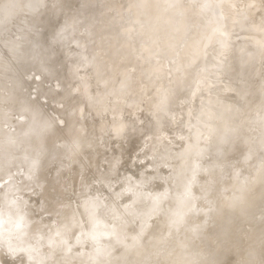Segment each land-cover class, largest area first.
Returning <instances> with one entry per match:
<instances>
[{"label":"bare ground","instance_id":"bare-ground-1","mask_svg":"<svg viewBox=\"0 0 264 264\" xmlns=\"http://www.w3.org/2000/svg\"><path fill=\"white\" fill-rule=\"evenodd\" d=\"M50 1L51 0H0V33H4L2 34V36H4L2 37V40L0 37V120L4 121L7 126L6 129H4L0 124V187L4 183V186L2 185L4 187V191H1L0 194V231L10 232L11 228L13 229L10 239V234L0 238V245H5L4 243H6L5 252H0V264H135L134 260L137 258L142 259L143 257L146 259H152L158 255L162 245L171 244L172 237L174 238V244H177L175 240L177 235H174L173 232L169 230V228H173L171 226L174 225L179 227V224L170 225L169 221L172 220V218L168 221V219L165 218L166 214L167 217L168 214L173 215V219L178 221V223H180L179 221L187 219L190 215L191 217L193 215L194 219L198 217V220L196 219V221H193V223L196 222L194 225L189 223L190 217L188 218L189 226L193 225L192 229L195 235L202 234V231H204L203 229L208 225L212 226L211 223L213 224V216L215 217V215H213L215 214L213 211H216L215 208L218 206V204H213V199L211 201L210 198L213 197L211 193H216L215 191L219 193L218 191L227 192L230 190L231 192L230 197L225 202H218L219 205L222 203L225 205L222 207L224 213L221 212L220 214H223V217L226 216L227 218H230L228 226L221 220V225H219V227L216 229L220 234V243L225 242L226 237L230 238L242 224L256 222V211L258 209L264 210V165L262 164L264 155V77L262 76L263 74L261 73L260 65L258 64L256 68H252V61H250V59H260V56L264 53V44L259 45L260 49L257 50V53H254L257 55L252 56L251 54V56H249L246 61H244L248 62V64H244V67L250 69L249 72L247 70L245 71L246 77L248 79L245 82L246 87L244 88L242 86L243 93L237 92V89L235 88L238 86L237 84L230 81L226 83V80L220 78V80H217L218 78L216 77H214L215 81L207 80L212 85V88L214 87L212 92L209 90H212L211 87L207 91H202L199 88L195 89V87L191 86L195 85L198 81L196 80L195 82V80H193V84H191V78L194 73H199L200 76L203 75V79H205V77H209V75L204 76L206 72L210 71L208 67H213L215 65L217 66L219 64V59H217L219 51L213 50L214 52L208 53L209 51H206V47L211 41H214L218 38L221 42L220 44L222 45L228 42L229 39L227 40V37L225 38L223 36V32L224 29L225 31L227 29L226 32H229L230 28L233 26L235 27L236 21L234 15L232 14L234 9L232 7L234 5L236 6L237 4L234 3L240 0H204L207 3V6L202 7L201 5V7H207V9L204 8L205 10L203 9L204 11L200 12H198L199 9L196 11L198 12V16L202 14L204 17H211V20L208 19V21H211V24L207 25V23L206 27L203 26L205 28L202 27L203 29L197 31H195L194 28L195 33L192 30V34L194 35L191 36L192 38L189 45L187 43L182 58L180 59L181 61L178 64L173 63L175 66L171 65L174 68L177 67L175 70H178L181 77L177 78V80L174 79L176 82L174 83V88H170V92L166 94L163 105L159 107L158 111L160 113L158 116H153L150 119L153 123H158L165 117L167 112H170L174 109L177 110V108L182 105V110L184 111L185 115L182 119L186 120V123H183L186 124L185 126L190 130L189 131L187 129L190 132L187 136H185V134L179 130V132L185 136V139H183V142L185 143V152H180V149V151L175 152L173 150H167L170 148V146H167V143L170 141L167 142L160 138L161 131L158 132L155 137H152V139H149L148 141L143 140L144 145H150L149 152L146 154L149 158V161L146 162L148 166L146 170L148 169V171L144 170L141 173L142 176L135 178L131 177L133 180H130L127 177L119 178L116 175L119 165V159L117 158L106 164L107 167H105V163L107 162L105 161L106 158L103 153V149L107 147L105 136L109 132H113L112 135L119 140H125L131 137L133 138L134 136L140 134V129H138V126H136V122L133 119L127 124H124L122 121H117L122 117V115L125 116L126 112L123 111V105L118 103L114 104L112 102V100L115 98H113L114 95H112V100L110 99L109 95L111 96V94H109V91L110 93H116L118 96L129 99L127 104L135 107L138 110L140 109L138 103L143 102L141 97L142 92H140L136 84H132L131 87H128V85L132 83V80L127 74V70H125L129 69L127 68L128 64H126V67L124 66V70L119 71L120 79L117 81L116 79L111 78L109 72H105L108 71V69L101 60V47L96 46L97 35L95 33V29L93 28V30L90 31V26L84 27V25H80V22L78 24V21L76 22L72 18L73 14H70L72 17L69 15V17L63 21V27L68 28L69 30L68 34H66L68 30L64 32V30L60 31L58 29V31L55 30L56 36H54L55 31H53V33L50 32V34L45 32L44 27L49 21L53 20L54 15L56 14H50V10L52 11L53 9V11H55L54 9L58 7L55 6V8H53L52 5L55 3L51 1L53 3L51 4ZM61 1L64 2L63 0ZM90 1L93 0H81L79 3L81 6H86ZM133 1L134 0H132V3L135 4ZM243 1L250 5V15H252V18H259V20H261V15L257 12L259 9H257V3H253V0ZM55 2H57V0ZM128 2L130 1H127V3ZM174 2L175 1L172 3L174 4ZM184 2L187 3L186 0ZM22 3H24V6ZM79 3L76 4L78 7L80 6ZM170 3L171 2H169V4ZM172 3L170 4L172 5L171 7L168 4L170 8L173 7ZM262 3L263 2L261 1V4ZM50 4L52 9L49 8ZM180 4H177V6ZM183 4L180 5L182 8L184 6ZM47 5L49 7H47ZM61 5L65 6L63 4ZM73 5L75 4H72V6ZM132 5L128 3V6L126 7L129 9V7ZM192 5L190 6L192 7ZM196 5L194 4V6ZM42 6L46 8L45 11H47V8L50 10L48 9L49 12L42 15H37V17L32 16L31 18L30 16L28 18L30 11H28L29 13L27 14V17H25V11H22L23 8L26 10H33ZM156 6H154V8H157ZM122 7H108L104 10V27L100 34L105 35V39L110 41H108L109 44L107 43L106 49L111 55H115L113 52L118 53L119 50V48H116L117 45H114L115 41L111 39L116 38V35L112 37L114 34L113 32H116L112 30L119 21L117 15L121 17L119 14L124 10H128L126 7L124 10H122ZM187 7L188 6L185 8L187 9ZM58 8L61 9L60 6ZM70 8L71 6L69 9ZM161 8H163V6H160L157 9ZM174 8L177 7L175 6ZM63 9L64 8L62 7V11ZM188 10H191V8L189 9L188 7ZM125 11L123 13H126ZM128 11L133 10L129 9ZM147 11H144V14ZM22 12L24 15H21V20L17 23V21H15L17 19L16 16L18 17V14H22ZM74 12L77 14L78 11L75 10ZM84 12H81L83 13L82 15H84ZM153 12L154 11H152V13ZM59 13L60 15H63L61 11ZM59 13L57 12V14ZM156 13L157 12L154 14ZM177 13L181 12L178 11ZM57 14L55 15L56 18ZM86 14L85 17L90 15ZM157 14H162V12ZM191 14H189V16ZM82 15H80L81 18L83 17ZM124 15L128 17L127 13ZM133 15L135 18L134 20H129L130 23L133 21L135 22V19L137 22H142L139 20L140 15L137 12L135 14L133 13ZM218 15L225 17V19L222 17V19L225 20L224 22L231 21L228 25L226 24V28L220 29L217 26L218 22L222 21L221 19L217 18ZM90 16L93 17V11L91 12ZM129 16L132 18V14ZM156 16L157 15H154L153 17ZM179 16L181 17L180 14ZM198 16L197 19L200 18V16L199 18ZM165 17L168 16L165 15ZM18 19H20V16ZM191 19L192 21L194 20L192 17ZM217 19L219 20L218 22ZM121 20L122 19H120V21ZM149 20L151 19L149 18ZM149 20H146L145 17V21L147 22H144L146 23V28L149 26ZM187 20H189V18ZM13 22H16V24ZM124 22H126V18H124ZM137 22L135 23L138 24ZM188 22L190 23V20ZM144 23H142V25L137 28L142 29L141 27L144 25ZM186 23L184 22V26H188V23L187 25ZM140 24H138V26ZM155 24L156 20L153 25ZM219 24L222 25V23ZM59 25L62 26L61 24ZM127 25L128 24H126V26ZM126 26L123 25L121 28H126ZM128 26L131 25L129 24ZM254 26L259 28V34L264 37V23L261 25L254 24ZM127 28L129 29L130 27ZM133 28H131V30ZM135 28L133 30H137ZM143 28H145V26ZM146 28L144 31H141L140 29L139 30L143 33L146 32ZM169 28L171 30V27ZM177 28L178 30H181V28ZM177 28L174 27L176 31H178ZM197 28L198 26L196 29ZM17 29H22V31L25 32L24 35H21L20 33V35H18L16 33L18 35L16 36L17 40H14L15 42H13L10 40V38H13L14 36H9ZM153 29L154 26L152 30ZM42 30L43 32H41ZM148 30L150 29L148 28L147 31ZM22 31L19 30V32ZM119 31H121L119 33H122L119 34L121 36L125 35L127 37L130 35L129 30V34L126 35L127 29L126 32L121 29ZM122 31L125 33L124 35ZM155 31H158V29ZM192 31H190L188 36ZM136 32H133L131 35L134 34V37ZM167 32L169 34V31ZM146 33L148 34L149 32ZM28 34L29 36L33 37H28ZM170 34L172 35V32ZM150 35L152 34H149L146 37L144 35L145 39L150 37ZM160 35L162 34L159 33V36ZM19 36H22V38ZM152 36H156V40L154 38L153 39L157 41L158 36L154 34ZM178 36L179 35H177V37ZM133 37H129L128 40ZM18 38L21 40L19 41ZM59 38H62V40H59V45H55ZM135 38L137 39L138 37H134V40ZM168 38L170 37L168 36ZM161 39L165 40L163 37ZM124 40L121 39V41L125 43ZM134 40L131 39L129 43L132 44V41ZM139 40L140 39H138V41ZM16 41L18 43H16ZM143 41H145L144 43H147V41L149 42L151 40L147 39ZM155 41L152 43H155ZM159 41L161 40H158L156 44H158ZM169 41L172 40H168V42ZM126 42L128 47V41L126 40ZM139 42L141 43V41ZM133 43L137 45L136 40ZM215 43H217V45L219 44L218 41ZM71 44L73 45L71 46ZM120 44H118V47ZM156 44L153 45L156 46ZM183 44L184 43H182L181 47ZM122 45L123 48L119 50L120 52H122L121 50L125 51L126 49L124 44ZM68 46L78 47V50H81V52H78L77 55L82 54V57L80 58L77 55L71 56L75 52V50H73L75 48L74 47L71 51L73 53L69 56L70 59L66 58L68 56L67 54L64 56V54L67 50L66 47L68 49L70 48ZM133 46L131 45V47L127 48L128 51L130 49L131 53L136 51L131 50L135 48V46L134 48ZM144 46L146 45L144 44ZM138 47L140 51V46ZM184 47L185 46H183V48ZM255 47H257V45H255ZM147 48L155 50L150 46H146L145 49L147 50ZM169 49V51H173L172 47ZM70 50L71 49H69V51ZM179 50L181 53V49ZM236 50V47H234L231 52L235 54ZM69 51L68 53H70ZM147 52L144 51L145 55ZM149 52L147 53L146 57H149ZM177 52L174 53H176L180 58ZM216 52H218L217 55L215 54ZM135 53L137 54V52ZM139 54L141 55V53ZM139 54L137 55L140 56ZM233 54L232 59L234 58ZM127 55H129V53H127ZM142 56L140 57L142 58ZM219 56L220 55H218V58ZM152 57L150 56V58ZM160 58L162 57L160 56ZM166 58L168 59L174 57ZM230 58L231 57H229V59ZM83 59H85L84 62H91L92 64L90 65L93 68H83L85 65L79 66L78 68L79 63ZM111 59L119 60L120 58ZM128 59L129 58L125 59L124 62H128L130 60ZM150 60H153V58ZM106 61L108 62V60ZM154 62L157 61L155 60ZM65 63H68V66L65 65ZM147 63L148 65H151L149 62ZM155 64L157 65V63ZM161 66L162 64L159 65V67ZM152 67L150 68L149 66V69L147 67L146 70L151 71L145 72L146 74L142 73V75L154 76L152 75L154 74L152 71L155 70L158 71L156 74L160 73V75H162V68H159V72L157 69L158 66L155 67V70H153L154 68ZM132 68L133 67H131V70ZM138 68L139 65L136 69H141V67L139 69ZM136 69L134 68V70ZM171 71L172 72L170 73H173V68ZM137 74L135 73L134 76L137 77ZM232 75L234 77L235 74ZM29 78L34 81L33 84L34 86L36 84L35 87H37L38 95L35 91L33 92L39 98L37 97L35 100H33L35 97L32 99L28 97L30 94L27 92V86L30 87L29 85H31H28ZM136 80H138V82L141 81L140 79ZM174 80L172 81L174 82ZM221 80H223L224 84H226L224 88L227 87L229 91H232L231 87L234 85L233 89L235 88L237 95L234 91L235 98L233 96H230V98L233 97L236 99V96H238L242 103L236 106L226 104L227 102L231 103L229 101H225L224 103L222 100L225 98L223 95L224 88L220 87L222 84H218ZM205 81L206 79L204 82ZM233 81L235 82L236 80L234 79ZM50 82L54 83L51 84L53 86L56 84V90L49 88L52 87L48 85ZM158 82H153L155 83L154 86L158 85ZM201 82L203 81L200 80L198 83L200 84ZM45 83L49 87H46ZM203 84L205 85V83ZM32 86L33 85H31V87ZM158 87H155V89ZM215 87L220 88L219 90H216L217 88ZM238 87L240 88L241 84ZM155 89L153 90L155 91ZM31 90H34V88H31ZM155 92L157 93V91ZM155 92L152 94H155L156 96ZM224 93L226 92L224 91ZM32 94L33 93H31V95ZM172 94H175L174 100L171 98ZM221 94L223 97L222 99L220 96ZM243 97L244 99H242ZM41 98H44L45 102L50 101L54 102V104L57 103V107H59V109H57V114L60 116V118L57 117L58 115L56 114L55 115L57 118H52L51 115H48L44 111ZM228 98L229 95L226 96V99ZM179 100H182V102H179ZM110 101L113 104L110 103ZM230 101L232 100L230 99ZM234 101L235 102H232L236 103V100ZM153 103H155V100L149 98L144 103L145 109L151 108V106L154 107ZM238 103L239 102L236 104ZM107 113L110 114L112 118L111 121H108L107 118V121L105 120V115ZM136 116L137 114H133L134 118H136ZM93 117L97 118V122L92 120L94 119ZM62 118L65 119L64 122L66 121L64 126L61 125L63 122L60 123V126H63V128L57 126L59 125V122L54 123V121H58V119L61 121L60 119ZM72 119L74 121L76 119V122H74ZM110 123H112V128L108 127ZM179 124L182 125V123ZM181 127L182 126H180V128ZM235 127L238 128L239 131L236 130ZM208 129L211 132H215L217 135H214L212 139H208V143H206L205 148H203L204 141L200 142V138L204 131L208 133L210 132ZM187 130L183 131L186 132ZM57 140H61V144L58 146L56 145ZM193 147L196 153L195 157L191 158L193 155L191 153L193 152V150L191 151V148ZM240 149H243L245 153L242 156H239V158L232 159L233 163L238 162L239 169L231 171L229 174L227 168L228 166L225 165V161L226 158L230 159L232 157L230 155L227 157L226 154H229L230 151H234V153L238 152ZM201 157L208 158L206 162L202 164V167H204L206 164H210L214 168L213 171L209 172L207 169H196ZM145 158L146 156L143 153L138 155L135 157L136 163L145 160ZM173 159L175 161H172ZM192 159L195 160L193 161ZM168 160H171L173 163L176 162L174 170L172 169V174L169 173L170 175H167L168 178L165 176L163 179H161L159 182L160 191L155 192L158 189L153 187L155 182L154 177H156V173L160 172V169H162L161 171L164 170V168L160 166H162L163 163H166ZM219 161L226 167L222 166V169H219ZM171 163L167 165L173 166ZM135 164L132 163L131 166H135ZM163 167H165V165H163ZM230 168L231 170L234 169L231 166ZM237 171L238 173L240 172V176ZM218 176L221 178L215 180ZM160 177L158 175L156 178H159L158 180H160ZM34 183L36 184V188L33 191L34 199L41 194L43 195L36 200L33 199L31 202L28 200L26 203L17 205V201ZM117 183H120V187L113 189ZM151 188L153 190L155 189V191H151ZM77 193V196L80 198V200L76 203L75 200L71 201L70 198H72ZM202 194L205 196L203 197ZM219 196L220 195H218V197ZM71 205L73 206L75 217L79 221L82 222L83 220L85 222V225L83 224L84 229H81L79 224H77L72 219L73 214L71 213ZM251 211V217L250 215L247 216L249 213H251ZM44 214L52 215L51 218H47L36 223V219L43 216ZM211 216L212 218H210ZM246 216L247 220H245ZM221 217L222 216H220V219H222ZM157 218H162L164 220L166 219L165 224L166 221L169 222V227H167L168 225L166 224L164 225V228L167 227V229L159 233H154V230H157L154 224ZM214 219L216 220V218ZM236 220L238 221L235 222ZM162 221L161 224L163 225ZM241 221L244 222L241 223ZM190 222H192V220ZM126 224H131L132 227L130 225L127 226ZM180 224L182 227H186V224ZM135 226H137V228ZM126 227H128V230ZM129 227L132 228V230ZM151 230H153L152 233H150ZM179 230L181 232L184 229L181 228ZM176 231L179 232L178 230ZM148 234L149 238H147L150 240V242H148L149 240H146V236ZM204 234L205 236H208L209 233ZM204 234L202 237H204ZM256 235V233H252V239H255ZM212 236H214V234ZM198 238H200V236H198ZM204 238L206 241L209 239V237ZM188 241L194 242L193 239ZM197 241H199V239ZM180 249V254H178L176 264H204L206 259L207 261H211L214 264H220L224 259V255L222 254L217 256L214 252L199 254V252L194 248L188 247L186 245H182ZM256 251L257 255L255 257V261L248 262L247 264H264V233L262 240L256 246ZM165 260L167 259L162 258L161 262L164 263ZM166 262L170 263V261Z\"/></svg>","mask_w":264,"mask_h":264},{"label":"rangeland","instance_id":"rangeland-1","mask_svg":"<svg viewBox=\"0 0 264 264\" xmlns=\"http://www.w3.org/2000/svg\"><path fill=\"white\" fill-rule=\"evenodd\" d=\"M51 1H53V3H55V4H53ZM50 2H51V4H53L52 6H53V8H55V6H60V8L61 9H59L58 7L56 8V9H54L55 11H53V9L51 8L52 6H51V4H50V7L47 5V7H49V8H51L52 9V11L49 9V8H47V11H45L46 10V8H44V6H42V7H39V8H37V9H33V10H29V9H24L23 8V12L25 11V17H27V14L29 13L28 11H30V14H29V16H28V18L31 16V18H32V16H34V17H37V15H42V14H44V13H47V12H49V10H50V14H53V13H56L57 14V12L59 13L60 11H61V13L63 14V15H60V13L59 14H57V18H56V14L54 15V18H53V20L52 21H49L48 22V24H46V26L44 27L45 29H44V31L45 32H48L49 34H50V32H52L53 33V31H58V30H60V31H63L64 30V32L65 31H67L68 30V28H64L63 27V25H64V22L63 21H65V19L67 18V17H69V15L71 14H73L72 16L70 15V17H72L76 22L78 21V24H79V22H80V25H84V27H86V26H90V28H91V30L90 31H92L93 30V28L95 29V33H96V37H97V39H96V42H97V44H96V46L97 47H101L100 49H101V55H102V58H101V60H102V62L106 65L105 67L108 69V71H105V72H109V74H110V76H111V78H114V79H116V81L117 80H119L120 79V74H119V71H121V70H124L125 68H124V66L126 67V64H128V67L127 68H129V69H125V70H127V74H128V76L130 77V79L132 80V83H130L129 85H128V87H131L132 86V84H136L137 85V87H138V89L140 90V92H142L141 93V97H142V100H143V102H141V103H138V105L140 106V109L138 110V109H136L135 107H133V106H130L129 104H127V101L129 100V99H126L125 97H122V96H118L116 93H110V91H109V94H111V96L109 95V97H110V99L112 100V95H114V97L113 98H117L116 100L115 99H113L112 100V102L114 103V104H116V103H118V104H121V105H123L124 107H122L123 108V111H125L126 112V115L125 116H123L122 115V117L120 118V119H116L117 121H122L124 124H127L128 122H130V121H132V119L136 122V126H138V129H140V134L139 135H137V136H134L133 138L131 137V138H127V139H125V140H119V139H117L115 136H113L112 134H113V132H109L105 137H106V139H105V141L107 142V147L105 148V149H103L104 151H103V153H104V155H105V161L107 162V163H105V167H107L106 166V164H108V163H110L111 161H113L114 159H119V165H118V171H117V176L119 177V178H122V177H127V178H129L130 180H133L132 178L134 177H139V176H142L141 175V173L144 171V170H146V168L148 167L147 166V163L146 162H148L149 161V158H148V156L146 155V154H148V152H149V147H150V145H144L143 144V140L145 141V140H149V139H152V137H155L156 136V134L158 133V132H160L161 131V135H160V138L161 139H163V140H165V141H170V142H168L167 143V146H170V148L169 149H167V150H173L174 152L175 151H180V152H185V143L183 142V139H185V136H187V135H189V129L185 126L186 124H184V123H186V120H183L182 118L185 116L184 115V111L182 110V105L181 106H179V108H177V110L176 109H174V110H172V111H170V112H167L166 113V115H165V117L160 121V122H158V123H153L150 119L153 117V116H158V114L160 113L158 110H159V107L160 106H162L163 105V103H164V101H165V96H166V94L167 93H169L170 92V88H174L173 86H174V83H176L175 82V80H177V78H180L181 76H180V73L178 72V70L176 71L175 70V68H177V67H172V66H175L173 63H176V64H178L181 60V58H182V55H183V52H184V50H185V48H186V45H187V43H188V45H189V43H190V40H191V36H193L194 34H192L193 33V31H194V28H195V31H197V30H200V29H203V28H205L206 27V24L207 25H210L211 24V21H208V19L209 20H211V17L209 18V16H203L202 14L201 15H199L200 16V18H199V16L197 15L198 14V12H200V11H204L205 9H207V7H204V8H202L203 6H207V3L203 0H193V1H195V2H193L192 0H186L187 1V3L186 2H184V1H182V0H173V1H175L174 2V4H175V6L177 7V8H174L175 6H174V4L172 3L173 1H171V0H134L133 2L135 3V4H133L132 3V0H112V1H110V0H93V1H90V2H88L87 3V5L86 6H81L80 5V1L81 0H63L64 2H62L61 0L59 1V0H57V2H55L56 0H51ZM68 1V2H67ZM89 1V0H88ZM126 1V2H125ZM127 1H130V2H128L130 5H132V6H130L129 7V9H131V10H133V11H128L129 9H128V7H126V6H128V3H127ZM177 1V2H176ZM202 1V2H201ZM261 1L263 2L262 4H261ZM61 2V3H60ZM67 3V5H66V3ZM169 2H171L172 4H173V7L172 8H170L172 5H170L169 4ZM179 2V3H178ZM189 2V3H188ZM191 2V3H190ZM197 2H199V3H197ZM204 2V3H203ZM257 3V9H258V13L261 15V20H259V18H252V15H250V11H251V8H250V5L248 4V3H245V1H243V0H240V1H237L236 3H234V4H237L236 6L234 5L232 8H234L233 9V11H232V14L234 15V18H235V21H236V24H235V27L233 26L232 28H230V29H232V30H230L229 29V32H226L227 31V29H226V31H225V29L224 28H226V24L228 25L231 21H228V22H224L225 20V17L224 16H221V15H218L217 16V18L218 19H221L222 21H219L218 19H217V22H218V25H217V23H216V25L220 28V29H224V34H223V36L226 38L227 37V40H228V42L227 43H225V44H220L221 42L219 41V38L218 39H215L214 41H211L210 42V44H208V46L206 47V51L208 52V53H210V52H214L215 50H217V51H219V54L218 55H220L219 56V58H218V55H217V53L218 52H216L215 54L217 55V59H219L218 61H219V64L216 66V69H215V71H214V68H215V66H210V67H208V69L210 70L209 72H206V74H204V76H208L209 75V77H205V79H206V81L204 82V80L205 79H203L204 77H203V75H199V73H194L193 74V76H192V78H191V84H193V80H195V82H196V80H198L197 81V83L195 84V85H191L192 87H195V89L197 88H199V89H201L202 91H204V90H208L210 87L212 88V85L210 84V80H212V81H215V78L214 77H216V78H218L217 80H220V79H223V80H226L225 82L227 83V82H233V83H235V84H237L238 86H240V84H241V87L239 88L238 86H236L235 88L237 89V92H239V93H243V90H242V86L245 88L246 87V85H245V82H246V80L248 79L247 77H246V73H245V71L247 70L248 72H249V69L250 68H245L244 67V64L245 63H247L248 64V62H244V61H246V59L249 57V56H251V54H252V56L254 55H257V54H254V53H257V50L258 49H260L259 48V45H261V44H264V37H262L259 33V31H258V29L259 28H256L255 26H254V24H258V25H261V24H263L264 23V0H253V3ZM65 3V4H64ZM77 3H79V7H78V5H76ZM124 3V4H123ZM181 3V4H180ZM184 3V4H183ZM196 5V6H194V4ZM202 3V4H201ZM259 3V4H258ZM23 4V6H24V3H22ZM57 4H59V5H57ZM61 4H63V5H65V6H62ZM72 4H75V5H73L72 6ZM127 4V5H126ZM168 4H169V6H168ZM177 4H180V5H184L183 6V8L180 6V5H178L177 6ZM185 4H186V6H188L189 7V9L191 8V10H188V7H187V9L185 8L186 6H185ZM188 4V5H187ZM192 5V7L190 6V5ZM91 5V6H90ZM157 5V6H156ZM200 5V6H199ZM201 5H202V7H201ZM262 5V6H261ZM22 6V7H23ZM71 6V8L69 9V7ZM123 6V7H122ZM154 6H156L157 8L158 7H160V6H163V8H161V9H157V8H154ZM46 7V6H45ZM62 7L64 8L63 9V11H62ZM90 7V8H89ZM123 8L122 10H124V8L126 7V9H128V10H124L127 14H128V17L127 16H125L124 14H126V13H123L122 11V13H120L119 15L121 16V17H119L118 15H117V17L119 18L118 20V23H117V25L113 28V30L112 31H116V32H113L114 34L112 35V37L114 36V35H116V40L114 39V38H112L111 40H113V41H115L114 43V45H117L116 46V48H119V50L120 49H122L123 48V45L122 44H124V47L126 48L125 49V51L124 50H121L122 52H120L119 50H118V53H115V52H113V54H115V55H111L108 51H107V49H106V45H107V43L109 44V40H106L105 39V35H101L100 33L102 32V29H103V27H104V21H103V15H104V10L106 9V8ZM166 7V8H165ZM179 7H181V8H179ZM196 7V8H195ZM199 7V8H198ZM133 8V9H132ZM154 8V9H153ZM179 8V9H178ZM195 8V9H194ZM200 8H201V10H200ZM20 9H21V6H20ZM49 9V10H48ZM85 9H87V10H85ZM151 9H153V10H151ZM155 9H157V10H155ZM198 9H199V11H198ZM204 9V10H203ZM75 10H77L78 12H77V14H76V12H74ZM82 10V11H81ZM137 10V11H136ZM148 10V11H147ZM149 10H150V12H149ZM158 10H159V12L161 13L162 12V14H157V13H159L158 12ZM184 10V11H183ZM186 10H188V11H186ZM194 10V11H193ZM36 11V12H35ZM39 11V12H38ZM87 13V14H90L91 15V12L93 11V17H91L90 15H88V16H86L85 17V12ZM129 13H128V12ZM135 11V12H134ZM144 11H147V12H145V14L146 13H148L147 15H145L144 14ZM152 11H154L153 13H152ZM178 11H180L181 13H177ZM191 11V12H190ZM192 11H193V13H192ZM196 11H198V12H196ZM22 12V14H18V17L20 16V19H18V17L16 16V20L15 21H17V23L18 22H20V20H21V17L24 15V13ZM33 12V13H32ZM34 12H35V14H34ZM80 12V13H79ZM81 12H84V15H82L83 13H81ZM135 14L136 12L140 15V19L139 20H141L142 22H140L139 20V22L141 23H139V22H137V20L135 19V22H137L138 24H140L139 26H138V24H136L134 21L132 22V23H130V21L129 20H134V15H133V13ZM155 12H157L156 14H154ZM176 12V13H175ZM186 14H185V13ZM36 13H38V14H36ZM82 15L83 17L81 18V16L79 15ZM192 13V14H191ZM196 13V14H195ZM31 14H33V15H31ZM86 14V15H87ZM132 14V18H131V16H129V15H131ZM151 14H152V17L154 16V15H157L156 17H153V19H152V17H151ZM166 16H170L169 18L168 17H165V15ZM179 14L181 15V17L179 16ZM189 14H191L190 16H189ZM200 14V13H199ZM220 14V13H219ZM22 15V16H21ZM68 15V16H67ZM150 15V16H149ZM161 15V16H160ZM185 15V16H184ZM188 15V16H187ZM193 15H194V17H193ZM198 16V18L200 19H197V16ZM151 19V20H149V18ZM160 16V17H159ZM172 16H173V18H172ZM189 18V20H190V23L188 22L189 20H187L188 18ZM196 16V17H195ZM220 16V17H219ZM88 17V18H87ZM145 17H146V20H149L148 21V25L150 26L151 24L153 25L154 24V22H155V20H156V27H155V25H153L154 26V31L152 30V28H153V26L151 27H149V26H147L150 30H152V31H150V30H148L147 31V29L148 28H146V21H145ZM159 17V19L157 20V18ZM163 17V18H162ZM165 17V18H164ZM177 17V18H176ZM179 17V18H178ZM183 17V18H182ZM191 17L194 19L193 21H192V19H191ZM222 17H224V19H222ZM230 17V16H229ZM56 18V19H55ZM124 18H126V22H129V23H126V22H124ZM168 18V19H167ZM170 18H172V19H170ZM181 18V19H180ZM187 18V19H186ZM202 18H204V19H202ZM23 19V18H22ZM93 19H95V20H93ZM120 19H122L121 21H120ZM128 19V20H127ZM167 19V20H166ZM182 19H184V20H186V21H184V20H182ZM83 21V23H82V21ZM173 20H175V21H173ZM177 20V21H176ZM179 20V21H178ZM198 20V21H197ZM228 20V19H227ZM0 21H1V19H0ZM166 21H170L169 23L171 24H169L168 22H166ZM173 21V22H172ZM186 23H188V26H184L185 24H184V22ZM121 22H124V23H121ZM144 22H146V23H144ZM149 22H150V24H149ZM153 22V23H152ZM13 23H15L16 24V22H13ZM130 24L131 26H126V24ZM142 23H144V25L141 27L142 29H140L141 31L143 30H145V28H146V32H149L148 34L146 33V32H141L137 27H140L141 25H142ZM174 23H176V24H174ZM187 23H186V25H187ZM204 25H203V24ZM219 23H222V25H220ZM59 24H61L62 26H60ZM90 24V25H89ZM122 24V25H121ZM158 24V25H157ZM173 24V25H172ZM182 24V25H181ZM59 25V26H58ZM79 25V26H80ZM94 25V26H93ZM126 26V28L125 27H122L121 28V26ZM170 25V26H169ZM175 25V26H174ZM178 25V26H177ZM49 26H51V27H49ZM133 26H134V28H135V26H136V28L135 29H137V30H133L134 28H133ZM145 26V28H143ZM181 26H183V27H181ZM198 26V28L196 29V27ZM203 26H205V27H203ZM47 27H49V28H47ZM84 27H81V28H84ZM116 27H118V28H120L121 30H123L124 32H126V29H127V32H126V35L127 34H129V31H130V35H128L129 37H133V35H131L133 32H136V35L134 36V37H138L137 39L135 38V40H136V42H137V45L135 44V43H133V42H135V40H134V37L133 38H130L129 40H128V36L126 37L124 34V32H123V35L124 36H121V35H119V34H122V33H119V32H121V31H119L120 29H118V28H116ZM127 27H130L129 29L127 28ZM169 27H171V30H170V28ZM174 27L175 28H177V27H179V29L181 28V30H178V28H177V30L178 31H176L175 29H174ZM203 27V28H202ZM222 27V28H221ZM64 28V29H63ZM98 28V29H97ZM131 28H133L132 30H131ZM168 28V29H167ZM182 28H184V29H182ZM58 29V30H57ZM125 29V30H124ZM156 29H158V31H155ZM166 29V30H165ZM174 29V30H173ZM19 30L20 31H22V29H17L15 32L13 31L12 33H11V35L9 36V37H13V38H15V39H13V38H10V40H12L13 42H15L14 40H17L16 39V36H18V35H24V32L25 31H22V32H19ZM129 30V31H128ZM185 32H184V31ZM189 32H188V31ZM193 30V31H192ZM56 31L54 32V36H56ZM82 31V30H81ZM138 31H139V33H138ZM167 31H169V34L172 32V35L170 34H168V32ZM190 31H192L191 32V34L188 36V34L190 33ZM195 31H194V33H195ZM41 32H43V30L41 31ZM152 32H155V33H152ZM158 32V33H157ZM178 32V33H177ZM181 32V33H180ZM16 34V35H14V34ZM20 33V34H19ZM23 33V34H22ZM69 33V30H68V32L66 33V34H68ZM159 33L160 34H162V35H160L159 36ZM173 33H174V35H173ZM227 33V34H226ZM1 34V33H0ZM2 34H4V33H2ZM2 34H1V40H2V37H4V36H2ZM29 34H32V33H29ZM29 34H28V37H33V36H29ZM45 34V33H44ZM65 34V33H64ZM78 34H80V33H78ZM98 34H100V35H98ZM138 34V35H137ZM140 34H142V35H140ZM149 34H154V35H157L158 36V38H157V41H155L156 40V36L154 37V36H152V35H150V37H148V38H146L145 39V37L147 36V35H149ZM179 35L178 37H180V38H178L177 37V35ZM181 34H183V35H181ZM13 35V36H12ZM144 35H145V37H144ZM164 35V36H163ZM166 35V36H165ZM176 35V36H175ZM76 36V35H75ZM123 37V38H121V37ZM141 36V37H140ZM168 36L170 37V38H168ZM173 36V37H172ZM20 38H22V36H19ZM63 37V36H62ZM152 37V38H151ZM160 37V38H159ZM164 38L165 40H163V39H161V38ZM167 37V38H166ZM185 37H189V38H185ZM20 38H18V40L20 41L21 39ZM120 38V39H119ZM144 38V39H143ZM151 38V39H150ZM155 40H154V39ZM121 39H125L124 41H125V43L123 42V41H121ZM131 39L132 40H134V41H132V44L131 43H129L130 41H131ZM138 39H140L139 41H141V43L138 41ZM142 39V40H141ZM151 40V41H147V43H144L145 41H143V40ZM167 39V40H166ZM173 39H175V40H173ZM186 39V40H185ZM189 39V40H188ZM0 40V41H1ZM59 40H62V38L60 39H58L57 41H56V44L55 45H59ZM126 40L128 41V47H127V42H126ZM152 40H154L155 41V43H152V42H154V41H152ZM158 40H161V41H159V43L158 44H156V42H158ZM168 40H172V41H169L168 42ZM185 40V41H184ZM188 40V41H187ZM105 41H106V43H105ZM109 41V42H108ZM116 41H118V42H116ZM120 41V42H119ZM184 41V42H183ZM218 41V45H217V43H215V42H217ZM57 42H58V44H57ZM64 42V41H63ZM121 42H123V43H121ZM140 44H139V43ZM150 42H151V44H150ZM162 42H166V43H162ZM174 42H176V43H174ZM186 42V43H185ZM16 43H18L17 41H16ZM62 43V42H61ZM121 43V44H120ZM143 43V44H142ZM168 43V44H167ZM169 43H171V44H169ZM182 43H184L183 44V46H185L184 48H183V46L181 47V45H182ZM213 43V44H212ZM214 43H215V46H214ZM74 44V43H73ZM73 44H71V46L73 45ZM118 44H120V46L118 47ZM133 46H135V48H134V46H133V48L134 49H131L132 51H134V50H136V51H134V52H130V49H129V51L127 50V48H129V47H131V45ZM143 46H142V45ZM144 44L146 45V46H150V47H152L153 49H155V50H152L151 48H147V50L145 49L146 48V46H144ZM153 44H156V46H157V48H159V46H160V48L159 49H157L156 48V46L155 45H153ZM167 44V45H166ZM173 44H175V45H173ZM164 45H165V47H164ZM171 45V46H170ZM218 47H217V46ZM255 45H257V47H255ZM76 46V45H75ZM74 46V47H75ZM122 46V47H121ZM138 46H140V51H139V47ZM163 46V47H162ZM170 46V47H169ZM174 46V47H173ZM254 46V47H253ZM53 47H55V46H53ZM68 47H70V46H68ZM74 47H70L69 49H71L70 51H69V49L66 47V49L70 52V53H68V51L66 50V52H65V54H64V56L67 54V56L68 57H66V58H68V59H70V55L73 53V52H71L72 51V48H74ZM143 48V50H142V48ZM173 48V51H169L170 49L169 48ZM213 47H216V48H213ZM219 47H221V48H219ZM234 47H236V51H235V54H233L232 52H231V50H233V48ZM251 47V48H250ZM253 47V48H252ZM76 48V49H75ZM73 50H75V52H77V53H73L71 56H73V55H77L78 54V52L80 53L81 52V50L79 51L78 50V47H75ZM163 48V49H162ZM212 48V49H211ZM264 48V47H263ZM162 49V50H161ZM177 49V50H176ZM179 49H181V53H180V50ZM183 49V50H182ZM210 49V50H209ZM251 49V50H250ZM255 49V50H254ZM77 50V51H76ZM214 50V51H213ZM127 51V52H126ZM144 51L145 52H149V51H151V52H153V53H151V52H149L150 54H149V57H148V59L146 60V55H147V53H146V55H145V53H144ZM160 51V52H159ZM177 51H179V52H177ZM135 52H137V54H139V53H141V55L140 56H142V58L140 57V56H138ZM155 52V53H154ZM157 52V53H156ZM159 52V53H158ZM174 52H177L178 54H179V56H180V58L178 57V55L176 54V53H174ZM122 53V54H121ZM127 53H129V55H127ZM132 55H131V54ZM124 54V55H123ZM232 54H233V56H234V58L232 59ZM82 55V54H81ZM80 54L79 55H77V56H79L80 58L82 57ZM85 55V54H84ZM126 55V56H125ZM156 55V56H155ZM158 55V56H157ZM177 55V56H176ZM87 56H88V54H87ZM109 56H110V58H109ZM150 56L153 58V60H150V59H152V58H150ZM160 56L162 57V58H160ZM85 57H86V55H85ZM117 57V58H116ZM164 57V58H163ZM166 57H174V58H166ZM229 57H231L230 59H229ZM84 58V57H83ZM111 58H114V59H118V58H120L119 60H112ZM127 58H129L128 60V62H124L125 61V59H127ZM145 58V59H144ZM176 59V60H175ZM84 60L85 59H83L80 63H79V65H78V68H79V66H83V65H85L83 68H93L90 64H92L91 62H88V61H86V62H84ZM106 60H108V62L106 61ZM157 61V62H154V61ZM159 60H160V63H159ZM166 60V61H165ZM178 60V61H177ZM221 60V61H220ZM176 61V62H175ZM250 61H252V68H256L257 66H258V64L260 65V68H261V73L263 74L262 76L264 77V53L260 56V59L258 58L257 60H256V58H251L250 59ZM83 62V63H82ZM147 62H149L151 65H148V63ZM163 62V63H162ZM88 63V64H87ZM155 63H157V65L155 64ZM45 64V63H44ZM139 65V68L141 67V69L140 70H137L136 68H137V66ZM152 64H153V67H152ZM156 66H158L157 67V69L159 70V72H160V69H161V71H163V73H162V75H160V73L159 74H156L158 71H156L155 70V65ZM162 64V66L161 67H159V65H161ZM65 65H67L68 66V63H65ZM141 65V66H140ZM172 65V66H171ZM88 66H90V67H88ZM149 66H150V68L152 67V68H154L153 70H155V71H152V72H154V74H152V73H150V74H152V75H154V76H147V75H142V73H145V72H150L151 70H146V68L148 67V69H149ZM226 66H228V67H226ZM131 67H133L132 68V70H134V68L137 70H134V71H132L131 70ZM173 68V73H170V72H172L171 70H172V68ZM234 67V68H233ZM236 67H237V69H236ZM138 68V69H139ZM160 68V69H159ZM171 68V69H170ZM211 68V69H210ZM226 68H228V69H226ZM213 69V70H212ZM240 69V70H239ZM212 70V71H211ZM252 70V69H251ZM143 71V72H142ZM175 72V73H174ZM176 72H178V73H176ZM213 72V73H212ZM137 74V77L136 76H134V74ZM219 73V74H218ZM146 74V73H145ZM148 74V73H147ZM232 74H235L234 75V77H233V75ZM134 77H133V76ZM158 75V76H157ZM198 75V76H197ZM232 75V76H231ZM144 76V77H143ZM160 76V77H159ZM177 76V77H176ZM195 76H196V79H195ZM117 77H119V78H117ZM146 77V78H145ZM147 77H149V78H147ZM140 79L141 81H139L138 82V80H136V79ZM145 78V79H144ZM200 78V79H199ZM220 78V79H219ZM30 79V78H29ZM28 79V85L29 84H31V85H33L32 87H31V85H29L31 88H34V90H31V88L30 87H28L27 86V92H28V94H30L31 95V93H33L31 96L29 95L28 97L29 98H33V97H35L33 100H35L38 96V91H37V87H35L36 86V84H35V86H34V84H33V82L34 81H32L31 79H32V77H31V81H32V83H31V81ZM175 79V80H174ZM231 79V80H230ZM236 80L235 82L233 81V80ZM153 80H158V81H153ZM172 80H174V82L172 81ZM200 80H202L203 82H201L200 84L198 83ZM207 80H209V81H207ZM223 80H221L218 84H222L220 87H222V88H224L225 87V85L226 84H224V82H223ZM115 81V80H114ZM163 82V83H161V82ZM74 82V81H73ZM137 82V83H136ZM153 82H158L157 84L158 85H156V86H154L155 85V83H153ZM194 82V83H195ZM240 82V83H239ZM47 83V82H46ZM45 83V84H46ZM106 83L108 84V82L106 81ZM203 83H205V85L203 84ZM209 85H208V84ZM44 84V85H45ZM51 84H54V83H48V85L49 86H52V87H49L47 84L45 85L46 87H49V88H53V89H55L56 90V84L53 86V85H51ZM153 86H152V85ZM163 86H162V85ZM197 84H198V87H197ZM145 86H146V89H145ZM158 86H160V87H158ZM162 86V87H161ZM214 86V85H213ZM216 86V85H215ZM56 87V88H55ZM154 87V88H153ZM155 87H158L157 89H155ZM219 87V88H220ZM233 87H234V85H232V91H229L228 89H227V87L226 88H224V91L226 92V93H224V91H223V95L225 96V98H223L222 97V94L220 95L221 96V99L224 101V103H225V101H229V102H231V103H226V104H228V105H233V106H236V105H239L240 103H242L241 102V100L238 98V96H236L237 98L236 99H234L235 98V94L237 95V93H236V90H235V88L233 89ZM162 88V89H161ZM214 88V87H213ZM213 88H212V90L211 89H209L211 92L213 91ZM215 88H217V87H215ZM219 88H217L216 90H219ZM153 89H155V91H157V93L153 90ZM30 90V91H29ZM158 90H159V92H158ZM215 90V89H214ZM226 90H228V91H226ZM32 91V92H31ZM33 91H35L36 92V94L33 92ZM234 91H235V94H234ZM156 93V96H155V94H152V93ZM229 94H228V93ZM232 92H233V95H232ZM155 96V97H153V96ZM227 95H229V98L228 99H226V96ZM230 96H233L232 98H230ZM174 97H175V94H172V100H174ZM39 98V97H38ZM153 99V100H155V103H153L154 104V107H152L151 106V108H148V109H145V106H144V103L148 100V99ZM42 99V103H43V108H44V111L48 114V115H51L52 116V118L54 117L55 119L57 118V117H59L60 118V116L57 114L58 113V110L57 109H59V107H57V103H55L54 104V102H45L44 100V98H41ZM109 99V100H110ZM224 99H226V100H224ZM230 99L233 101V102H235L234 100H236V103L237 102H239L238 104H236V103H233L232 101H230ZM234 99V100H233ZM242 99H244V97L242 98ZM115 100V101H114ZM137 100H138V98H137ZM238 100V101H237ZM111 101H110V103H112ZM179 102H182V100H179ZM48 103H51V104H48ZM112 103V104H113ZM56 108H55V107ZM55 109H56V111H55ZM112 109V108H111ZM137 110V111H136ZM145 110H147V111H145ZM176 110V111H175ZM173 112H174V114H173ZM58 115L57 117H56V115ZM133 114L135 115V114H137V116H136V118H134L133 117ZM167 117V118H166ZM73 118V117H72ZM94 119H92V120H94L95 122H97V118H95V117H93ZM106 118H107V120L108 121H111L112 120V118H111V116H110V114H106L105 115V120H106ZM168 118H169V120H168ZM74 119V118H73ZM72 119V120H73ZM54 120V119H53ZM61 121H59V119H58V121H54V123L55 122H59V125H57L58 127H61V128H63V126H64V123L66 122H64V120L65 119H60ZM63 120V121H62ZM67 120V119H66ZM106 120V121H107ZM168 120V121H167ZM180 120H181V122H180ZM74 121V120H73ZM90 121V120H89ZM176 121H177V123H176ZM61 122H63L61 125H63V126H60V123ZM74 122H76V119H75V121ZM121 122V123H122ZM184 122V123H183ZM248 122V121H247ZM179 123H182V125L181 124H179ZM0 124L2 125V127L4 128V129H6V124L4 123V121H1L0 120ZM111 124L112 123H110L109 124V126L108 127H110V128H112L113 126H111ZM74 125V124H73ZM184 125V126H183ZM180 126H182L181 128H180ZM75 127V126H74ZM109 128V129H110ZM233 128V127H232ZM181 129H183L184 131L185 130H187L186 132H184L183 130H181ZM235 129L236 130H238V128H236L235 127ZM179 130L180 131H182V133H184L185 134V136H184V134H181L180 132H179ZM195 130V129H194ZM193 130V131H194ZM176 131H177V134H176ZM208 131H210L209 129H208ZM239 131V130H238ZM215 132H206V131H204V133L201 135V138H200V142H203L204 141V147L203 146H201V147H203V148H205V145H206V143H208L207 142V140L208 139H212L213 137H214V135H217L216 133L214 134ZM128 135H129V133H128ZM169 137V138H168ZM168 139V140H167ZM172 141H173V143H172ZM61 144V140H57L56 141V145L58 146V145H60ZM170 144V145H169ZM181 145V146H180ZM183 145V146H182ZM172 146V147H171ZM239 148V147H238ZM180 149V150H179ZM196 149V148H195ZM193 150V152H191ZM197 150V149H196ZM191 153L194 155H192V157L191 158H194L195 157V150H194V147L193 148H191ZM240 151V152H239ZM238 152H235L234 153V151H230L229 152V154H226L227 155V157H229V155L232 157V158H226V164L225 165H227L228 167V172H229V174L231 173V171H234V170H238L239 169V164H238V162H232L233 160V158L235 159V158H239V156H242L245 152H244V150L243 149H240ZM144 154L145 156H146V158H145V160H142L141 162H137L136 163V160H135V157H137L138 155H141V154ZM264 154V153H263ZM197 156V155H196ZM222 156V155H221ZM197 158V157H196ZM205 159V160H204ZM208 158H203V157H201V160L199 161V163L197 164V167H196V169H198V170H209V172L210 171H213L214 170V168H213V166H211L210 164H206V165H204V167H202V164L204 163V162H206V160H207ZM262 159V158H261ZM193 161L195 160V159H192ZM169 161V162H168ZM166 163L167 164H169V163H171L172 161H175L174 159L171 161V160H168ZM192 162V161H191ZM218 162V161H217ZM220 162V161H219ZM132 163H136L135 164V166H131V164ZM166 163H163V165H165V167L167 168H165V167H163V165L162 166H160V167H162V168H164V170L163 171H161L162 169H160V172H158V173H160V174H162V175H160V174H158V173H156V177H158V175H159V177L160 176H162V177H160V180H158L156 177H154V180H155V182H154V185H153V187L155 188V189H158V190H156L155 191V189L153 190L152 188V190L151 191H155V192H159L160 191V181H161V179H163L165 176H169L170 174H172V172H173V170H174V167H175V163L176 162H172L171 163V165H173V166H169V165H167ZM262 164L264 165V155H263V159H262ZM225 165H222L221 164V162L218 164V166H219V169H222V166L223 167H226ZM146 166V167H145ZM230 166L232 167V168H234L233 170H231V168H230ZM173 169V170H172ZM169 172H168V171ZM146 171H148V169L146 170ZM167 171V172H166ZM149 172H150V170H149ZM165 173V174H164ZM166 173H168V174H166ZM170 173V174H169ZM237 173H238V171H237ZM239 174V176L241 175L240 174V172L238 173ZM155 175V174H154ZM168 176H167V178H168ZM132 177V178H131ZM156 178V179H155ZM221 178V177H220ZM219 178V176L215 179V180H217V179H220ZM1 183H3V182H1ZM199 183V182H198ZM11 184V183H10ZM35 184V183H34ZM32 185L26 192H25V194L17 201V205H19V204H21V203H26L28 200H30L29 202H31L33 199H34V197H33V191H34V189L36 188V184L35 185ZM3 186H4V183L2 184ZM1 185V189H0V194H1V191H4V187ZM120 187V183H117V184H115V186L113 187V189H117V188H119ZM157 187V188H156ZM216 193H211V195H213V197L212 198H210L211 199V201H212V199H213V201H212V203L213 204H218V206H216V211H213L215 214H213V215H215V217L213 216V224L211 223V225L212 226H210V225H208L206 228H204L203 230L204 231H206V232H204V231H202V234H200V235H198V236H200V238H198V236L197 235H195V233L193 232V229H192V226L194 225V223H196V222H194L193 223V221H196V219L198 220V217L196 218V219H194V216L192 215V217H191V215L188 217L189 219H190V221L192 220V222H190L189 221V223L191 224H193L192 226L190 225L189 226V223H188V218L187 219H184V220H182V221H179L180 223H183V224H186L185 226L186 227H182L181 226V224L180 223H178V221H175L174 219H173V215H171V214H168V217H170V218H168L167 217V214H166V216H165V218H167L168 219V221H169V219H171L172 218V220H170L169 222H170V225H172V224H179V227H177V225H174V226H171V227H173V228H169V230L170 231H172L173 232V234L174 235H177L176 237V245L174 244V238L172 237V239H171V244H165V245H162V248H160V252L158 253V255L156 256V257H154V258H152V259H146V258H143L142 257V259L141 258H137V259H135L134 260V263L135 264H168L169 262H166V261H170V263L169 264H176V262H177V257H178V254H180V247H182V245H186V246H188V247H191V248H194L196 251H198L199 252V254H204V253H208V252H214L215 254H216V256L217 255H220V254H222V255H224V259H223V261L220 263V264H247L248 262H252V261H255V257H256V255H257V251H256V246L260 243V241L262 240V237H263V233H264V210H257L256 211V213H255V216H256V218H257V221L256 222H254V223H244V224H242L237 230H236V232L230 237V238H227L226 237V239H225V242H221L220 243V234H219V232L216 230L218 227H219V225H221V220H222V222H224V223H226L227 224V226H228V224H229V221H230V218L228 217H223V214H220L221 212L222 213H224V210H223V208L222 207H224L225 205L222 203V204H220L219 205V201H222V202H225L229 197H230V190L229 191H227V192H220V191H218L219 193H217V191H215ZM83 194H85V193H83ZM43 194H41V195H39L37 198H39L40 196H42ZM78 193L77 194H75L72 198H70L71 199V201L72 200H75V202L77 203L79 200H80V198H78ZM203 195V194H202ZM215 195V196H214ZM218 195H220L219 197H218ZM223 195V196H222ZM205 195H203V197H204ZM37 198H35L34 200H36ZM69 199V200H70ZM200 199V198H199ZM203 204V203H202ZM74 205V204H73ZM79 207V206H78ZM77 207V208H78ZM76 208V209H77ZM221 209V210H220ZM214 210V209H213ZM71 213L73 214V220L77 223V224H79V226L81 227V229H84V225H85V222L82 220V222L81 221H79L76 217H75V212H74V209H73V206L71 205ZM211 213V212H210ZM217 213V214H216ZM76 214H77V211H76ZM211 214V215H212ZM250 214H252V211H251V213H249L247 216H249ZM51 215L52 214H44L43 216H41V217H39L38 219H36V223H38L39 221H41V220H44V219H47V218H51ZM172 216V217H171ZM220 216H222L221 218L222 219H220ZM247 216L245 217V220H247ZM33 217V216H32ZM162 217V216H161ZM219 217V218H218ZM250 217H251V215H250ZM249 217V218H250ZM210 218H212V216L210 217ZM214 218H216V220L214 219ZM82 219V218H81ZM159 220H163L162 221V223H163V225L161 224V221H159ZM166 220V219H165ZM165 220L164 219H162V218H160V219H158L157 218V222L155 221L154 222V224H155V226H156V228H157V230H154L155 232L154 233H159V232H161V231H163V230H165V229H167V227H169V222H167L166 221V224L168 225L166 228H164V225H166L165 224ZM187 220V221H186ZM219 220V221H218ZM172 221V222H171ZM238 220H236L235 222H237ZM84 222V223H83ZM177 222V223H176ZM234 222V223H235ZM242 222H244V221H241V223ZM157 223V224H156ZM84 224V225H83ZM132 224V223H131ZM131 224H126L127 226H131L132 227V225ZM163 227H162V226ZM210 226V227H209ZM134 227V226H133ZM136 228H137V226H135ZM162 227V228H161ZM190 227V228H189ZM127 228V230H128V227H126ZM130 228V227H129ZM136 228H134V229H136ZM151 228V227H150ZM149 228V229H150ZM181 228H183L184 230L183 231H181L180 232V230L179 229H181ZM131 230H132V228H130ZM133 229V230H134ZM213 229V230H212ZM176 230H178L179 232H177ZM149 231V230H148ZM207 231H209V232H207ZM9 231H6V232H3V231H0V238H3V237H5V235H7V234H10L9 235V239H10V236H11V234L13 233V229L11 228V230H10V232L8 233ZM153 232V230H151L150 231V233H152ZM185 232V233H184ZM204 233H209L208 234V236L206 235L205 236V234ZM214 234V236H212L213 234ZM252 233H256L257 235H256V237H255V239H252ZM204 234V237H206V238H208L209 237V239H207V241L205 240V238L204 237H202V235ZM212 234V235H211ZM210 235V236H209ZM149 236V234L146 236V238ZM195 236V237H194ZM190 239H189V238ZM194 237V238H193ZM149 238V237H148ZM146 239L147 241L149 240V239ZM196 238H198L199 239V241H197L198 239H196ZM203 238V239H202ZM8 239V240H9ZM194 240V242H191V241H188V240ZM203 240V241H201V240ZM196 240V241H195ZM148 242H150V240L148 241ZM147 242V243H148ZM203 242H205V243H203ZM197 243V244H196ZM5 245H6V243H4ZM5 245H0V252H2V253H4L5 252ZM201 245V246H200ZM196 246V247H195ZM165 249H166V253H165ZM163 250V251H162ZM163 253V254H162ZM165 253V254H164ZM169 253V254H168ZM229 254V255H228ZM166 255V256H165ZM170 256V258H169V256ZM168 256V257H167ZM160 259H159V258ZM166 258L167 260H165L164 261V263L163 262H161L162 261V258ZM159 259V260H158ZM170 259V260H169ZM156 260V261H155ZM143 262V263H142ZM166 262V263H165ZM205 263L204 264H214V263H212L211 261H207V259L204 261Z\"/></svg>","mask_w":264,"mask_h":264}]
</instances>
